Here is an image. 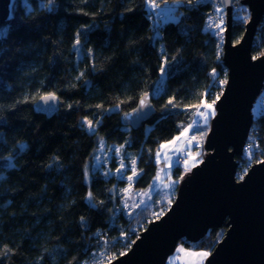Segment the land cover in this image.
<instances>
[{
	"label": "trees",
	"instance_id": "1",
	"mask_svg": "<svg viewBox=\"0 0 264 264\" xmlns=\"http://www.w3.org/2000/svg\"><path fill=\"white\" fill-rule=\"evenodd\" d=\"M152 2L158 20L166 18L164 6L179 19L155 24L146 0H11L0 26V264H106L154 219L148 209L128 214L124 190L130 183L132 193L150 188L156 150L192 124L202 101L220 96L227 68L220 36L208 27L209 13L222 8L206 0ZM249 15L235 0V43ZM252 52L264 54V13ZM49 93L60 99L52 116L35 107ZM146 93L155 112L138 127L124 124L123 114ZM258 98L237 174L264 158V92ZM102 141L121 149L107 167L94 165ZM202 144L194 148L203 159ZM119 161L126 167L117 172ZM184 169L175 166L173 177L180 180ZM153 198L160 209L164 201ZM225 230L213 227L178 246L209 253Z\"/></svg>",
	"mask_w": 264,
	"mask_h": 264
},
{
	"label": "water",
	"instance_id": "2",
	"mask_svg": "<svg viewBox=\"0 0 264 264\" xmlns=\"http://www.w3.org/2000/svg\"><path fill=\"white\" fill-rule=\"evenodd\" d=\"M206 1L220 5L225 12L222 60L227 68L204 143L206 153L180 178L168 209L151 220L130 248L110 264H167L180 240L196 242L211 228L223 225L226 230L204 264H264V158L237 178V157L244 153L255 118L253 106L264 90V54L254 56L252 52L264 0H240L250 15L236 43L232 39L235 0ZM10 3L0 0V26L10 14ZM50 94L55 98L46 99ZM35 107L52 116L60 108V99L49 93ZM154 112L152 94L146 93L135 108L123 114V123L138 127Z\"/></svg>",
	"mask_w": 264,
	"mask_h": 264
},
{
	"label": "rangeland",
	"instance_id": "3",
	"mask_svg": "<svg viewBox=\"0 0 264 264\" xmlns=\"http://www.w3.org/2000/svg\"><path fill=\"white\" fill-rule=\"evenodd\" d=\"M153 2L152 0H146V6L148 7V9L150 11L153 12V14L151 15L152 20L155 24H163L167 21H171V20H178L179 19V14H175L172 12V10H169L168 7H162V11L165 13L166 18L161 21L158 20V14L160 11L156 10L155 7H153ZM218 8H222L220 5H218ZM221 13V10H219ZM250 13V11H249ZM3 28V26H2ZM224 32V30H223ZM223 34V33H222ZM220 39L223 42L222 39V35L220 36ZM164 79V73L161 74V78L160 81L158 83V85L156 86V88L154 89V94H157L160 92L161 88H162V81ZM118 106L114 105L112 107L109 108V111L115 110L117 109ZM200 111H206V109L201 106L197 112L196 115L193 119L192 124L194 125L192 129L189 130V132L187 133V135L182 137V140H176V136L175 138H173L172 140L169 141H165L163 142L160 147L156 150L155 152V159L156 162L159 164V171H158V176L155 177V182H152L153 185L150 186V188L145 189V190H136L133 193H129L128 198L125 200L126 201V206H125V210L127 211L128 214L130 215H138L139 213H141L143 210L148 209L149 210V214H150V210H151V216L152 219L154 218V216L160 211V209H162V206H164L163 204H167L172 200L173 198V193L176 190V186H177V182L179 181V179H175L172 175L173 173V169L175 166H178L176 164V158L178 156L179 151L181 150V148L186 147L189 148V150L191 151V158L189 163H186L184 166L185 169H192L197 163H199L202 159V150L201 149H195L193 144H190L189 142H187V140L192 139V135H195L196 139L195 142H201L202 141V147H204V143H205V139H206V132L208 133V128H210V121L209 118L212 117L215 114V108H214V114H212L211 112L208 114L207 119L205 120L203 117L199 116L198 113ZM261 111V103H260V98H258L253 106V112L254 115H259ZM87 128L88 125L86 124ZM208 126V128H207ZM89 130V129H88ZM93 130V129H92ZM91 130V131H92ZM184 131V130H183ZM187 139V140H186ZM183 140L185 141V145L183 147L182 146V142ZM193 141V140H192ZM162 145H164V147H161ZM117 149L116 146H106L105 143L102 141L100 143V147L98 148L96 155H95V159H94V165L95 166H99L101 164H103L104 166H108L109 160L113 154V150L115 151ZM157 153H159V157H157ZM177 154V155H176ZM176 155V156H175ZM123 162L119 161V169L121 168V164ZM124 164V163H123ZM180 166V167H183ZM124 169V168H123ZM184 169V170H185ZM161 171H163L162 177H161V182L159 187L154 188V186L156 184H159V179H160V175H161ZM156 192V194H155ZM154 196H157V201L158 200H163L164 203L161 205V208L159 209L160 206H154L155 204H157V202H154ZM175 197V196H174ZM181 245H179L177 247H180ZM177 251H175L174 254H172L167 261V264H197L195 262L194 257L192 258H186L183 257L182 259H178L175 260L174 256ZM208 253V252H207ZM180 257V255H178ZM207 257V255H206ZM103 258V257H102ZM176 261V263H175Z\"/></svg>",
	"mask_w": 264,
	"mask_h": 264
},
{
	"label": "built area",
	"instance_id": "4",
	"mask_svg": "<svg viewBox=\"0 0 264 264\" xmlns=\"http://www.w3.org/2000/svg\"><path fill=\"white\" fill-rule=\"evenodd\" d=\"M172 5H180L178 2H176V3H173ZM216 8H218V7H216ZM224 11V10H223ZM222 11V12H223ZM160 17L162 18V17H164V14H161L160 15ZM221 21H223V30H224V22H225V12L224 13H221L219 10H217V9H214L213 11H211L210 13H209V16H208V27H209V29H211L213 32H215L216 34H218L219 36H221L222 35V39H223V31H220L219 29H217L216 27H215V25L216 24H220L221 23ZM221 40V39H220ZM221 42H222V40H221ZM263 92H264V90H263ZM262 92V93H263ZM196 137L195 135H192L191 137ZM188 142H190L191 144H193V145H197V142H195V140H193L192 141V139H190V137H189V140H187ZM249 146V144H248V142H246V144H245V148H244V150L247 148ZM191 151L189 150V149H187V148H182L180 151H179V153H178V156H177V158H176V164L178 165V166H183V165H185L186 163H189V161H190V158H191ZM262 160V159H261ZM260 161V160H259ZM254 163V162H253ZM252 163V164H253ZM251 166V165H250ZM249 166V167H250ZM248 167V168H249ZM135 170V172H136V175L134 176V177H136L137 176V174H138V171H137V169H134ZM248 169H246L245 170V172L244 173H238L237 174V178L238 179H241L243 176H244V174L246 173V171H247ZM238 171V170H237ZM131 176H133V172H132V175ZM134 179V178H133ZM133 180H131L130 182H132ZM132 190H133V185L130 183L127 187H126V189L124 190V194H125V198L126 197H128V195H129V193L131 192L132 193ZM164 213V212H163ZM162 213V214H163ZM160 212H158L155 216H154V219H156V218H158V217H160L161 215H162Z\"/></svg>",
	"mask_w": 264,
	"mask_h": 264
},
{
	"label": "snow or ice",
	"instance_id": "5",
	"mask_svg": "<svg viewBox=\"0 0 264 264\" xmlns=\"http://www.w3.org/2000/svg\"><path fill=\"white\" fill-rule=\"evenodd\" d=\"M49 3L51 4V3H52V0H49ZM26 6H27V4H26ZM153 7H155V5H153ZM49 10H51V9H49ZM215 27H216L217 29H219L220 31H223V21H221L220 24H216ZM3 31L6 32L7 29H3ZM76 43H77V44L80 43L79 39H77ZM160 71H161V73L163 74V73L165 72V68H164V67H161ZM54 98H55V97H54V95H52V94H50L48 97H46V99H54ZM218 99H219V96L216 97V100H218ZM216 100H213L212 103H207L206 101H202L201 103H202L203 107L206 109V111H200V112L198 113V115L201 116V117H203V118L206 120V119H207V116H208V114H209L210 112H211L212 114H214V104L216 103ZM168 103H169V104H172V100L170 99ZM140 104H141V107H143L144 104H145V101L142 99V100L140 101ZM82 123H87V125H88V129H89L90 131L93 129L92 121L85 120V121H82ZM193 126H194L193 124H190V125L188 126V128H185L184 131H182V132L180 133V136L183 137V136L187 135V133L189 132L190 129L193 128ZM175 139L178 140V139H180V137H176ZM195 139H196V138L193 136V137H192V140H195ZM161 147H164V145H162ZM120 150H121L120 148H117V149H116L117 152H119ZM157 157H159V153H157ZM131 163L134 165L136 162H135V160H133V161H131ZM12 166H14V165H12ZM124 167H126V165H124V164L122 163V164H121V168H120V169H117V172H120ZM135 175H136V172H135V170L133 169V176H129V177H128V180H129V181L133 180V178H134ZM90 196H91V193H89V197H90ZM123 254H124V253H121V255H123ZM198 255H205V256H206V255H208V254H207V253H200V254H198ZM109 264H110V262H109Z\"/></svg>",
	"mask_w": 264,
	"mask_h": 264
},
{
	"label": "crops",
	"instance_id": "6",
	"mask_svg": "<svg viewBox=\"0 0 264 264\" xmlns=\"http://www.w3.org/2000/svg\"><path fill=\"white\" fill-rule=\"evenodd\" d=\"M154 3H156V2H154ZM158 5V4H157ZM159 7H161V5L159 6ZM203 106V105H202ZM179 137H180V139L179 140H182V137L180 136V135H178ZM187 140V139H186ZM186 140H183V142H182V146L181 147H183L184 145H185V141ZM177 155V154H176ZM175 155V156H176ZM159 164H158V171H159ZM158 173V172H157ZM162 174H163V171H161V175L159 176L160 177V179H159V184H156L155 186H154V188H157V187H159V185H160V182H161V177H162ZM158 176V174L156 175V177ZM155 180V179H154ZM153 180V182L154 183H156L155 181ZM153 185V184H152ZM176 253L177 254H175V256H174V258H175V260H178V259H182L183 257H186V258H192V257H194L195 259H193V260H195V262L197 263V264H204V262H205V259H206V256L205 255H198V254H200V253H207L206 251H194V250H191V249H188V248H186V247H184V246H180L179 248H178V250L176 249ZM208 254V253H207ZM178 255H180V257L178 256ZM175 263H176V261H175ZM182 264H183V262H182ZM185 264V263H184Z\"/></svg>",
	"mask_w": 264,
	"mask_h": 264
}]
</instances>
